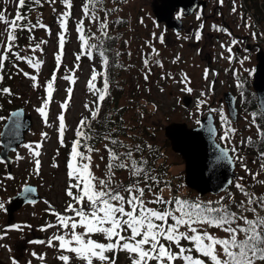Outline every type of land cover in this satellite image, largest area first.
I'll list each match as a JSON object with an SVG mask.
<instances>
[{"label": "rangeland", "instance_id": "obj_1", "mask_svg": "<svg viewBox=\"0 0 264 264\" xmlns=\"http://www.w3.org/2000/svg\"><path fill=\"white\" fill-rule=\"evenodd\" d=\"M156 1L158 0H101L97 15L101 21L107 15L109 25L107 31L110 38H106L99 30L100 21H92L83 16L82 6L86 0H72L73 6L69 10L71 15L68 19L64 51L58 71H56L55 54L59 52L58 34L62 31L59 17L66 10V6L62 0H56L55 3L47 1L32 7L31 15L24 23H29V21L32 24L42 23L46 25V28L37 27L32 32L23 30L24 34L19 40L24 41V43H20L23 45L21 55H34L41 59L43 61L41 69L37 74L36 70L31 69L25 62L15 61V57L11 56L10 60L5 62V68L0 73L4 77L0 81V89L10 88L13 93L11 96L0 93V104L3 105L0 115H4L5 111L7 112L12 107L21 106L25 112L30 113L32 119L29 129L25 132L24 140L17 145L16 151H9L11 157L9 170L14 179L7 178L9 174L5 164L0 163V202L6 205L9 196L17 192L24 183L36 184L40 197L35 204H21L12 210L10 215H7L5 210H0V235L3 231H8V235L0 239V245H4L0 247V264H12L13 258L18 261V264H28L29 261L31 264H63L57 258L61 254L58 247H49L46 243L33 244L29 241H47L57 231L55 228L47 231L41 230L44 223H55V217L46 209L51 206L63 213L69 202L70 198L66 195L65 190L67 183L65 158L71 148L68 144L69 138L77 128V118L80 115H87L86 111H89L85 105L93 107L92 102L95 97L87 87L93 68L98 72L105 71L98 54H94L93 58L81 56V59L76 61V54L81 52L77 31V22L81 19L84 20L85 33L95 34V38L91 42L99 44L102 40L103 46L107 50L109 92L115 97L114 103H118L113 114L120 111V116L126 126V130L118 137L125 139L129 144L140 141L141 143L135 142V145H141L146 156L155 150L156 156L153 161L155 165L158 164L165 171L161 176L162 181H170L174 189L175 186H181L178 194L194 197L196 191L186 186L183 181V158L171 149L163 127L170 121L176 120L184 121L188 126L194 125L201 115L210 111L214 117L213 122L217 127V133L223 135L225 125L222 121L218 123L220 110L228 118L229 116L223 103L220 104L218 96H221L225 90L231 91L237 98L236 117L234 120L229 119L231 126L237 131L231 137V142L227 144L237 148L238 155L244 157L242 162L250 166L251 172L256 169L264 173L260 168V162L264 163V160L260 159L251 149H247V137L256 138L259 131L257 119L254 124L251 115L255 110L250 108L252 106V93L250 92L252 73L250 70L256 61L254 47H249L250 49L247 51L245 48L248 39L250 43L252 40L254 42L257 40L253 38L252 33H256V35L259 33L252 28L251 17L246 14L250 9L246 8V12L243 11L239 4L241 1L235 0L237 11L234 13L232 11L233 0H224L223 4H220L219 0H206L210 7L216 6V11L207 20L202 33H200L201 38L197 40L195 30L197 31L201 18L197 19L192 14L187 16L182 14L185 18H182V27L179 30L166 27L163 22L156 20L153 16L151 8ZM17 3L18 0H0V10L5 12L6 18L14 17ZM208 11V8H205L204 16ZM191 12L192 10L189 14ZM141 19L143 23H141ZM209 20L215 22L212 23ZM258 21L260 22V20ZM246 23H250L252 27H245ZM261 24L262 48L264 49V26ZM214 25L227 29V32L216 30ZM5 27V24L0 22V32H3ZM228 32L231 33V36L228 35ZM161 34L164 36L163 43L159 40ZM231 38L238 40L239 43L238 52L235 51L237 44L231 45L232 55L235 59L230 61L228 59L230 54L223 46H229L228 41ZM40 41H47V43L41 45L42 51L38 49L33 53L29 45L34 46ZM153 47L159 55L152 52ZM13 51L15 52L16 49L14 48ZM239 55L240 57H238ZM146 57L149 59L148 66H145L143 62ZM245 57L247 59L241 64L239 61ZM156 61H160L163 66L161 67ZM14 63L18 67H14ZM77 63H79V68H76ZM19 69L28 71L30 76L36 75L38 86L33 87L34 82L30 78L24 77ZM205 70L208 72L207 78H205ZM54 71H56L57 79L54 83L53 99L47 109L48 124L46 125L35 109L41 106V98L46 94L45 88L41 85H45L51 79ZM146 73L148 74L147 80L144 78ZM66 74H73L75 83L64 80L63 76ZM213 78L216 79L213 81ZM102 80L101 77H98L97 87L102 88ZM238 80L244 83L243 90L237 87ZM68 87H72L73 92L69 106L65 110L61 108V105L68 97L66 91ZM187 87H190L192 91H185L184 89ZM183 95L190 96L187 104L182 101ZM9 100L11 103H8ZM201 101H206V103L201 104ZM211 109L217 111L213 112ZM61 111L65 115V146H61L58 136V116ZM115 115L114 117L117 119ZM41 133L48 135L46 138H42ZM30 142L41 144L39 175L34 174L35 165L32 156L22 146ZM147 145H152V148L149 149ZM96 148L100 151L93 153L92 170L97 177L104 178L108 153L101 144ZM17 152L24 157L23 160L16 159ZM101 156L104 157L103 160L100 158ZM238 161L240 160H236L235 163L236 179L233 180L234 183L241 178V174L244 172V169L238 167ZM54 164L58 167H54ZM115 174L116 182L120 177L124 178L128 175L127 171L125 173L115 171ZM158 174L160 175V171ZM245 176L252 175L248 173ZM246 177L243 179L246 180ZM130 179L132 178L128 175L127 183ZM260 180H264V174ZM257 186L259 184L256 183L251 188L254 189ZM160 187H164V184L161 183ZM229 189L232 192L236 191L233 185H230ZM226 190L217 193L206 192L199 196L206 200H218L220 196L227 198L229 194H232ZM169 193L170 191L165 188L164 196L167 197ZM13 224L31 225V227H23L22 230L10 229L9 226ZM216 233L225 235L218 229ZM93 239L104 242V238L100 234L94 235ZM32 252H36L38 255L34 257ZM40 255H44V260L38 258ZM109 255H114L116 264H131L128 254L125 252L109 253ZM71 264H82V262L73 255ZM94 264H99V262L96 261Z\"/></svg>", "mask_w": 264, "mask_h": 264}, {"label": "snow or ice", "instance_id": "obj_2", "mask_svg": "<svg viewBox=\"0 0 264 264\" xmlns=\"http://www.w3.org/2000/svg\"><path fill=\"white\" fill-rule=\"evenodd\" d=\"M50 3H55L56 0H49ZM41 0H18L17 11L14 18H6L4 11L0 10V22L5 24L3 32H0V73L5 68V62L10 60L11 56L15 57V61H23L36 70L37 74L41 69L43 61L36 58L34 55H21L20 51H13L17 47V31L27 30L32 32L35 28H46L42 23L32 24L24 23L28 20V15L22 13L21 9L28 7L32 10L33 5H39ZM66 6V10L60 14V28L62 31L58 34L59 52L55 54L56 71L59 70L65 44V32L67 31L68 19L71 15L69 11L72 8V0H62ZM101 0H86L82 6L83 16L92 21H100L99 30L102 36L109 37L107 31L109 25L107 15L101 21L97 15ZM220 4L224 0H219ZM232 11H237L235 0H233ZM183 14V10L179 15ZM201 13L197 16L200 19ZM141 23L143 20L141 19ZM218 31L227 32V29L213 26ZM245 27L251 28L250 23H246ZM203 28V24H201ZM77 31L81 43V52L76 54V61L81 59V56L93 58L94 54H98L101 58L102 65L105 71L98 72L93 68L91 77L87 82L89 92L95 97L92 102L93 107H89L91 119L83 117L75 130V139L72 141L71 148L67 160V176L68 186L66 195L70 198L63 213L49 206L46 211L55 217V223H46L41 226L42 231L48 229H57L56 232L47 240L29 241L33 244H47L49 247H58L60 255L57 257L63 264H71L73 255L82 264H94L98 261L99 264H116V259L110 256L109 253L115 254L125 252L131 261V264H264V194L257 195L255 192L249 191L247 186L242 183L243 177L239 178L235 183L228 181L229 185H233L245 197V199L237 202L233 195L229 194L228 199L231 204L226 203L225 196H220L218 200L204 201L197 197L189 199L179 194L181 186H174L170 181H161L157 175H153V170L148 167V160L143 156L136 158L133 152V146L124 144L118 139L105 135L103 139L109 141L104 144V148L108 153V163L106 165V175L104 178L97 177L93 170V153L100 150L95 148L90 142L95 139V133L91 128L92 121L96 120L101 111L102 103L109 95V78L106 68L109 64V59L106 54L107 50L103 47V41L99 44L92 43L95 34L88 35L85 33L84 20L77 22ZM231 36V33L228 32ZM253 37L256 33H252ZM155 36V33H153ZM199 31L196 34V39L199 40ZM161 43L164 41L163 34L160 35ZM47 41H40L33 45H29L32 52L41 50V45ZM239 41L233 39L231 45L238 44ZM227 48L228 59H235L232 55V46H223ZM152 52L159 55L153 47ZM118 56L119 53L117 52ZM179 59V57H177ZM241 59L239 62L244 63ZM145 66L149 65V59H144ZM162 67L160 61H156ZM14 67H18L14 63ZM79 68V63L76 64ZM24 77L30 78L34 83L33 87H37V76L31 75L28 71H23ZM56 71L53 72L50 80L45 85V96L42 97V104L35 111L41 115L44 123L48 124V112L50 102L53 99L54 83L57 79ZM150 71V69H149ZM208 72L205 70V78ZM98 77L103 79V87H97L96 81ZM3 75L0 74V81L3 80ZM145 80L148 79V74H145ZM66 81L75 83L73 74L63 76ZM237 87L244 88V83L237 81ZM185 91L191 92L192 89L187 87ZM68 93L67 99L61 105L62 109H67L69 101L72 97L73 88L66 89ZM163 91V89H161ZM0 93L13 95L10 88L0 89ZM11 103V100L8 101ZM201 104L206 101H201ZM0 109L3 105L0 104ZM215 112L216 109H211ZM220 114V120L225 125L223 136L220 140L227 143L231 142V137L237 131L230 124L229 118L223 113ZM23 115V109L12 111L10 115H0V144H4L6 150L16 151L13 144L19 141L20 129L23 127L20 117ZM253 123H256L257 117L264 118V103L260 105L257 111L251 113ZM58 136L61 146H65V115L64 112L58 116ZM199 123V121H197ZM259 128L260 126L257 125ZM114 131V130H113ZM47 133H41L42 138L47 137ZM264 137V131L260 132ZM248 143H253L251 137L248 138ZM244 143V141H241ZM111 145V146H110ZM28 150L34 161V174H40L41 161L39 159L41 153L39 151L40 143H26L22 145ZM149 149L152 145H147ZM217 150V155L212 161V165L226 161L228 164H233L235 160L243 161L244 157L237 155V148L233 145L231 148L222 147L221 144L214 145ZM124 148V151H119ZM136 152H143L141 145L134 146ZM83 149V150H82ZM230 152L232 155H230ZM260 157L264 160V151L260 152ZM102 160L103 156L100 157ZM17 160H23L24 157L17 152ZM5 162L3 157H0V163ZM54 167L58 165L54 164ZM98 167V165H97ZM245 171L252 175V179L259 185H264V180H258L259 172L252 174L246 164L242 163ZM264 171V163L260 165ZM127 170L129 180L127 184L115 181V170ZM8 179H14L9 174ZM161 183L164 187H160ZM165 188L174 192L169 197L164 196ZM36 189L29 186L27 183L23 186L20 195L26 198V202L35 204L36 200L31 198V194L35 193ZM223 191V189H222ZM45 203H48L45 201ZM233 205L235 210H233ZM0 210H5V205L0 202ZM70 213V214H69ZM23 227H31V225L13 224L10 229L22 230ZM214 228L221 230L225 235L217 236L210 232L209 229ZM100 234L104 238V242L93 239V236ZM8 235V231H3L0 239ZM182 241H187L188 244H182ZM58 242V243H54ZM4 245H0L3 247ZM38 254L32 252V256ZM44 260V255L38 257ZM12 264H18V261L13 258ZM31 264V261L28 262Z\"/></svg>", "mask_w": 264, "mask_h": 264}, {"label": "water", "instance_id": "obj_3", "mask_svg": "<svg viewBox=\"0 0 264 264\" xmlns=\"http://www.w3.org/2000/svg\"><path fill=\"white\" fill-rule=\"evenodd\" d=\"M198 2L203 3L202 0H159L152 4V11L157 20L164 22L167 27L179 29L182 26L181 20L178 17H174L172 13L177 7H180L185 13H189ZM256 58L251 85L256 94V104L260 108V105L264 103V52L261 49L256 52ZM223 98L230 118L235 119L237 109L234 95L230 91H225ZM189 100V96L183 98L185 104ZM18 109L23 108H15L10 113ZM20 119L23 127L20 129L19 141L13 144L14 148L21 143L24 132L31 123L30 114L25 113L24 109ZM262 119L264 122V118ZM164 133L169 139L170 147L183 158V179L188 187L196 190L199 194H203L206 192H219L229 185L228 181L232 180L235 175L234 162L233 164H228L224 161L214 166L212 165V161L217 155L214 145L219 142L215 139L216 127L210 112L201 116L199 123L195 126H188L183 121H170L164 126ZM2 139L6 138H0V140ZM8 153L9 150H6L5 145L2 144L0 157H3L6 168L9 171L11 158ZM27 184L36 189L35 193L31 194V198L38 200L40 194L36 185ZM23 186L18 192L10 196L9 203L5 207L8 215H10L12 210L26 203V198L20 195Z\"/></svg>", "mask_w": 264, "mask_h": 264}, {"label": "trees", "instance_id": "obj_4", "mask_svg": "<svg viewBox=\"0 0 264 264\" xmlns=\"http://www.w3.org/2000/svg\"><path fill=\"white\" fill-rule=\"evenodd\" d=\"M49 2V0H41V3H46V2ZM28 2L30 3L31 2V0H28ZM245 2H247V5L248 6H250V8L251 9H253V11H254V13H255V15H256V18H260V13H261V8L262 9H264V0H245ZM18 4V3H17ZM34 6V5H33ZM32 6V7H33ZM16 11H17V5H16V8H15V11H14V17H15V14H16ZM21 11H22V13H26L27 15H28V17H30V12L31 11H29V9H28V7H25L24 9H21ZM13 17V18H14ZM25 22V21H24ZM30 22V21H29ZM24 31L22 30H18L17 31V41H16V45L18 44L19 45V47L17 48H15L16 49V51H20L21 52V50H22V47H23V45H21L20 43H24V41H19L20 40V37L24 34L23 33ZM103 47H105V46H103ZM107 47V46H106ZM107 74H108V68H107ZM108 78H109V80H110V77H109V74H108ZM103 81V80H102ZM109 84H110V81H109ZM102 87H103V83H102ZM251 93H252V95H251V98H252V106H250V108H253V110H255V111H257L258 110V108H257V106H256V102H255V94H254V92H253V90L251 89V91H250ZM114 99H115V97H114V95L113 94H111V92H109V95H108V97L105 99V101L102 103V107H101V111H100V113H99V116L97 117V119L96 120H94V121H92V123H91V128H92V130L94 131V133H95V139H93L90 143L92 144V145H94V147L96 148L99 144H101L103 147H104V144L105 143H109V141H105L104 139H103V137L105 136V135H109V136H111L112 138H115V139H118L119 141H122L124 144H126V145H129V146H133V152H134V156L136 157V158H139L140 156H143L144 158H146L147 160H148V167H150L152 170H153V172H152V174L153 175H157L158 176V178L162 181V174L165 172L164 171V168H161L160 166H158V164L157 165H155V162L153 161V159L155 158V156H156V154H154V152H155V150L154 151H152L153 153H150L149 155H147L146 156V154H145V152L143 151L142 153L141 152H136L135 151V148H134V146H135V142L136 143H141L140 141H134V142H131L130 144L129 143H127L126 141H125V139H121V138H119L118 137V135L119 134H122V132H124L126 129H125V124H124V122L122 121V118H121V114H120V111H118L117 113H114V114H116L115 116L117 117V119L114 117V114H113V110L116 108V106L118 105V103H114ZM94 106V105H93ZM83 117H88L89 119H91V113H89V114H87V115H85V116H82V118ZM82 118H80V120L82 119ZM257 124L260 126L259 127V131H258V135H256V138H252V140H253V143H248L247 142V149H251L252 151H254V153H256V155H258V156H260V152H262V151H264V137H262L261 135H260V132L261 131H264V124H263V122H262V118H260V117H257ZM114 130V131H113ZM74 134H75V132H74ZM137 134V133H136ZM132 137V136H131ZM76 137H75V135H74V139H75ZM248 138H249V136L247 137V141H248ZM111 146V145H110ZM83 150V149H82ZM125 149L124 148H120L119 149V151H124ZM107 152V151H106ZM261 158V157H260ZM107 163H108V161H106ZM118 171H119V173L121 172V173H125V171H127V170H120V169H117ZM117 170H115L117 173H118V171ZM160 171V175L158 174V172ZM128 173V172H127ZM125 175H127V174H125ZM115 176H116V174H115ZM127 178H128V175H127V177H124V178H119L118 179V181L117 182H123V183H125V184H127ZM257 179H259V177H257ZM249 183L251 184V185H254V181H253V179L251 178V177H249ZM256 184V183H255ZM67 186H68V181H67V183H66V188H67ZM66 188H65V190H66ZM229 190V189H228ZM250 191H252V192H255L257 195H261V194H264V185H259V186H257V187H254V189H252V190H250ZM238 193L239 192H233L231 195H233L234 196V198H235V200L237 201V202H239L240 200H242L243 199V197H241V196H239L238 195ZM174 193H169L168 194V196L167 197H169V196H171V195H173ZM176 194H178V193H176ZM180 195V194H179ZM181 196H183V195H181ZM186 195H184L183 197H185ZM166 197V196H165ZM166 197V198H167ZM197 197H199V198H201L202 199V196H199V194L196 192L195 193V195H194V197H187V198H189V199H195V198H197ZM69 198V197H68ZM202 200H204V201H208V200H206V199H202ZM225 202L226 203H229V204H231V201L228 199V198H226L225 199ZM233 210H235V206L233 205ZM216 230L217 229H214V228H210L209 229V231L210 232H212V233H214L215 235H217V236H220V237H223L224 235H218L217 233H216ZM182 244H185V245H187L188 244V242L187 241H182Z\"/></svg>", "mask_w": 264, "mask_h": 264}, {"label": "flooded vegetation", "instance_id": "obj_5", "mask_svg": "<svg viewBox=\"0 0 264 264\" xmlns=\"http://www.w3.org/2000/svg\"><path fill=\"white\" fill-rule=\"evenodd\" d=\"M205 8H208L209 11H208L207 15L204 16ZM201 11H202V15H200V18L202 20H201L200 24H203V27H204L206 25V22L209 19V17L211 15H213L215 13V11H216V6L215 5H212L210 7V5H208V1L205 0V3L203 5L195 6L190 14H184L183 13V15L187 16V15H191L192 14L193 16H195L197 18V16L201 13ZM180 12H181V10L179 8H177L176 11H175V15L180 17L181 19L182 18L184 19L185 16L179 15ZM219 13H220V11H219ZM183 19H182V21H183ZM209 21H211L212 23L215 22L214 20H209ZM202 29L203 28H201L200 30L203 31ZM200 33H202V32H200ZM215 37H217L216 34H215Z\"/></svg>", "mask_w": 264, "mask_h": 264}]
</instances>
